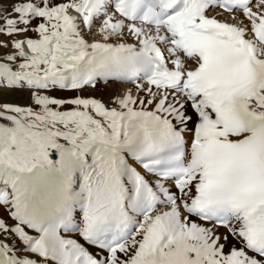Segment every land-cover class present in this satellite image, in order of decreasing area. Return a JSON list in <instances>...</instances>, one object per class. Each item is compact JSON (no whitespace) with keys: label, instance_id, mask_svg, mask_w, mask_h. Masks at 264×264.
I'll return each instance as SVG.
<instances>
[{"label":"snow or ice","instance_id":"1","mask_svg":"<svg viewBox=\"0 0 264 264\" xmlns=\"http://www.w3.org/2000/svg\"><path fill=\"white\" fill-rule=\"evenodd\" d=\"M0 264H264V0H0Z\"/></svg>","mask_w":264,"mask_h":264},{"label":"rangeland","instance_id":"2","mask_svg":"<svg viewBox=\"0 0 264 264\" xmlns=\"http://www.w3.org/2000/svg\"><path fill=\"white\" fill-rule=\"evenodd\" d=\"M6 98L11 100H21V97L17 96L15 93L8 94Z\"/></svg>","mask_w":264,"mask_h":264}]
</instances>
